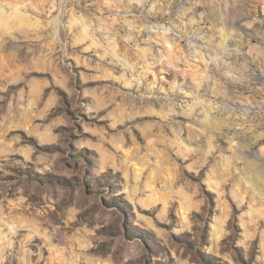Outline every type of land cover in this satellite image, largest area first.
Masks as SVG:
<instances>
[{
	"label": "rangeland",
	"instance_id": "obj_1",
	"mask_svg": "<svg viewBox=\"0 0 264 264\" xmlns=\"http://www.w3.org/2000/svg\"><path fill=\"white\" fill-rule=\"evenodd\" d=\"M0 264H264V0H0Z\"/></svg>",
	"mask_w": 264,
	"mask_h": 264
}]
</instances>
